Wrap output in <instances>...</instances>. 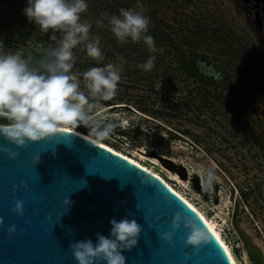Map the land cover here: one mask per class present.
Here are the masks:
<instances>
[{
    "label": "rangeland",
    "instance_id": "374dc122",
    "mask_svg": "<svg viewBox=\"0 0 264 264\" xmlns=\"http://www.w3.org/2000/svg\"><path fill=\"white\" fill-rule=\"evenodd\" d=\"M86 3L81 21L91 24L93 40L99 37L103 59L89 58L83 45L73 50V72L81 74L82 90V73L88 69L109 63L123 69L117 95L102 102L104 123L116 126L100 142L172 184L205 215L238 264L249 260L237 227L264 254V7L253 0ZM137 5L146 9L147 34L162 52H150L143 41L121 45L111 33L103 14L119 15L121 8ZM27 6L28 0H0V54L19 51L35 65L56 41L51 32L29 23ZM152 55L154 69H140ZM77 131L88 135L83 126ZM153 152L185 166L188 179L165 167ZM147 160L158 161L163 169ZM207 170L218 180L219 204L212 196L206 201L193 187L195 176L207 183Z\"/></svg>",
    "mask_w": 264,
    "mask_h": 264
},
{
    "label": "water",
    "instance_id": "95a60500",
    "mask_svg": "<svg viewBox=\"0 0 264 264\" xmlns=\"http://www.w3.org/2000/svg\"><path fill=\"white\" fill-rule=\"evenodd\" d=\"M68 135L26 148L0 135V264H78L71 245L86 239L95 243L97 232L110 237L113 218L135 219L142 227L138 246L122 253L125 264H233L197 211L159 177L86 136ZM5 148L18 152V158L11 159ZM152 155L188 179L185 166ZM192 184L206 201L212 196L219 204L217 179L212 190L198 176ZM16 201L23 202L22 216L14 211ZM178 212L201 224L211 243L188 246L183 225L171 243L164 241ZM12 226L16 232L9 237ZM237 232L251 262L264 264L263 251L238 227Z\"/></svg>",
    "mask_w": 264,
    "mask_h": 264
},
{
    "label": "clouds",
    "instance_id": "9594fccd",
    "mask_svg": "<svg viewBox=\"0 0 264 264\" xmlns=\"http://www.w3.org/2000/svg\"><path fill=\"white\" fill-rule=\"evenodd\" d=\"M88 10L86 0H28L24 15L29 23H35L42 33L51 32L55 46L44 49L41 59L33 65L32 57L24 58L19 51L0 54V119L8 121L0 124V135L18 148H26L29 143L53 141L67 138L68 133H76L81 126L95 141L110 136L116 125L104 123L103 101L112 100L118 92L121 81V66L109 63L104 67H92L81 74L73 72L74 49L83 45L89 58L100 61L103 52L99 37L90 36L91 24L81 21ZM146 9L137 5L136 9L121 8L119 15H103L107 19L111 33L123 45L130 39L133 43L143 41L152 53L157 49L154 38L148 35L150 18ZM103 27V21L97 20ZM156 56L138 65L145 72L155 67ZM122 126V125H121ZM81 135V134H80ZM13 160L18 152L2 149ZM41 163L37 156L35 164ZM216 179L207 170L210 186ZM122 188V186H121ZM67 203L72 205L68 199ZM69 207V208H70ZM23 202L16 201L14 211L23 215ZM110 237L97 232L95 243L91 239L80 240L71 245L78 264H125V251L138 246L142 227L135 219L124 218L110 221ZM3 219H0V226ZM189 231L186 244L194 248L211 243L207 230L179 212L175 214L172 231L162 236L171 243L173 234L181 226ZM16 232L15 226L8 230L9 237Z\"/></svg>",
    "mask_w": 264,
    "mask_h": 264
},
{
    "label": "bare ground",
    "instance_id": "6f19581e",
    "mask_svg": "<svg viewBox=\"0 0 264 264\" xmlns=\"http://www.w3.org/2000/svg\"><path fill=\"white\" fill-rule=\"evenodd\" d=\"M256 1H258L259 3L261 2V3H263V5H264V0H256ZM76 133H79V134H81V135H83V136H86V137H88V138H90V139H92L93 141H95L92 137H90V136H88V135H85V134H83V133H81V132H78V131H76ZM95 142H97L98 144H100V145H102V146H105V147H107L108 149H110L111 151H113V152H115V153H117V154H119V155H121V156H123V157H125V158H127V159H129V160H131V161H133L134 163H136L137 165H139V166H141L143 169H145L146 171H149L150 173H152V174H154V175H156L157 177H159L169 188H171L175 193H177L184 201H186L195 211H197V213L201 216V218L205 221V223L208 225V227L211 229V231H212V233L213 234H215V237L218 239V241L222 244V246H223V248L225 249V251H226V253L228 254V256L230 257V259H231V261H232V263L233 264H238L237 263V261L235 260V258H234V256H233V254H232V252H231V250H230V248H229V246L227 245V243L226 242H224L223 241V239H222V237L219 235V233L213 228V226L211 225V223L209 222V220L205 217V215H203V213L194 205V204H192L181 192H179L174 186H172V184H170L167 180H165L160 174H158V173H155L153 170H151L150 168H148V167H146L145 165H143L139 160H136V159H134V158H131V157H129V156H126L125 154H123V153H120V152H118V151H116L115 149H113V148H111L110 146H108V145H105V144H103V143H101L100 141H95ZM147 163L149 164V165H151L152 167H155V168H157V169H163V166L162 165H160L159 163H158V161H155V160H153V161H151V160H147ZM247 258H248V260H249V263H251V264H253L252 262H251V260L249 259V257L247 256ZM248 263V264H249Z\"/></svg>",
    "mask_w": 264,
    "mask_h": 264
},
{
    "label": "flooded vegetation",
    "instance_id": "af4514ba",
    "mask_svg": "<svg viewBox=\"0 0 264 264\" xmlns=\"http://www.w3.org/2000/svg\"><path fill=\"white\" fill-rule=\"evenodd\" d=\"M253 1H254L255 3H257V4L259 3V2L256 1V0H253ZM259 4H261V5L264 7L263 3L260 2Z\"/></svg>",
    "mask_w": 264,
    "mask_h": 264
},
{
    "label": "trees",
    "instance_id": "16d2710c",
    "mask_svg": "<svg viewBox=\"0 0 264 264\" xmlns=\"http://www.w3.org/2000/svg\"><path fill=\"white\" fill-rule=\"evenodd\" d=\"M189 70L192 71V69H189ZM195 75L199 76L197 73ZM1 124H3V123H1Z\"/></svg>",
    "mask_w": 264,
    "mask_h": 264
},
{
    "label": "snow or ice",
    "instance_id": "6c2138e0",
    "mask_svg": "<svg viewBox=\"0 0 264 264\" xmlns=\"http://www.w3.org/2000/svg\"><path fill=\"white\" fill-rule=\"evenodd\" d=\"M202 219V218H201ZM213 235H215V234H213Z\"/></svg>",
    "mask_w": 264,
    "mask_h": 264
}]
</instances>
